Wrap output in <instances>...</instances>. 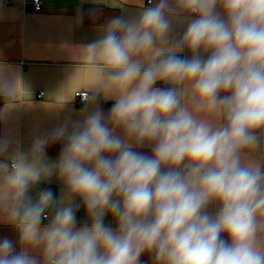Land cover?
<instances>
[{
	"label": "clouds",
	"instance_id": "9594fccd",
	"mask_svg": "<svg viewBox=\"0 0 264 264\" xmlns=\"http://www.w3.org/2000/svg\"><path fill=\"white\" fill-rule=\"evenodd\" d=\"M135 4L62 45L74 65L58 107L79 96L82 119L27 151L0 138V223L20 249L4 237L0 264H264V0ZM18 82L29 93L0 80L5 108ZM53 178L59 196L38 187Z\"/></svg>",
	"mask_w": 264,
	"mask_h": 264
},
{
	"label": "crops",
	"instance_id": "0c3cea01",
	"mask_svg": "<svg viewBox=\"0 0 264 264\" xmlns=\"http://www.w3.org/2000/svg\"><path fill=\"white\" fill-rule=\"evenodd\" d=\"M41 1L42 10H35L33 0H0V66H3L0 80L11 83L19 77L30 93L18 82L14 106L5 108V102L0 98V138L12 141L9 151L15 150L17 146L27 151L33 137L49 132L66 117H71L73 121L83 118V105L78 97L64 108L58 107L63 100L59 91L68 83L74 65L71 53L62 45L65 42L73 46L87 43L100 35L99 30L103 26L84 23L83 9L101 6L117 10L120 15H132L138 10L135 3H139V0H134L135 3L121 6L123 0H102L103 3H97L96 0ZM143 3L147 6L148 0H143ZM182 32L183 29L178 30L180 35ZM182 55L190 56V53L185 50ZM80 83H83V77ZM76 87L73 83L71 90L74 91ZM40 91L44 92L42 97L37 96ZM106 103L114 101L101 100L99 106L103 109ZM54 145L57 152H47L51 160L58 158L63 142L50 146ZM138 150L151 155L148 147ZM38 187L50 188L59 196L62 184L53 178L50 183H42ZM209 211L214 213L215 207ZM86 219L85 209L79 208L78 223L82 224ZM105 223L116 227L111 216L106 217ZM4 237L17 242L16 250H20L15 230L6 223H0V240ZM141 264H154V261L145 253L141 257Z\"/></svg>",
	"mask_w": 264,
	"mask_h": 264
},
{
	"label": "trees",
	"instance_id": "16d2710c",
	"mask_svg": "<svg viewBox=\"0 0 264 264\" xmlns=\"http://www.w3.org/2000/svg\"><path fill=\"white\" fill-rule=\"evenodd\" d=\"M96 10L95 15L93 14V10ZM120 15V12L113 9L104 8L101 6H87L83 9V21L87 24H101L104 25L107 20L114 16ZM113 103H106L103 105V111L105 114L109 112ZM48 153L55 154L57 152V147L48 146L46 149ZM222 238L227 239L226 235H223Z\"/></svg>",
	"mask_w": 264,
	"mask_h": 264
},
{
	"label": "built area",
	"instance_id": "2783aa9c",
	"mask_svg": "<svg viewBox=\"0 0 264 264\" xmlns=\"http://www.w3.org/2000/svg\"><path fill=\"white\" fill-rule=\"evenodd\" d=\"M33 5H34V9L36 10H42V1L41 0H33ZM44 95V92L43 91H40L37 96L38 97H42ZM79 98V102H81V98L79 96H77Z\"/></svg>",
	"mask_w": 264,
	"mask_h": 264
}]
</instances>
